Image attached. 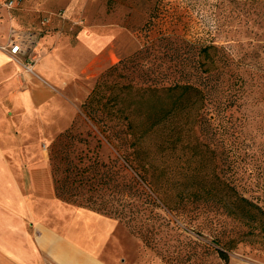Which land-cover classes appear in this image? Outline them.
I'll use <instances>...</instances> for the list:
<instances>
[{
  "label": "rangeland",
  "instance_id": "374dc122",
  "mask_svg": "<svg viewBox=\"0 0 264 264\" xmlns=\"http://www.w3.org/2000/svg\"><path fill=\"white\" fill-rule=\"evenodd\" d=\"M6 5L7 0H0V50L20 66L16 74L21 84L16 90H29L36 107L51 102L52 108L48 120L34 117L30 125L22 127L17 120L21 108L16 107V114L9 117L13 121L11 128L2 130L6 134L3 145L26 160L33 156L38 161L44 153L48 163V180L45 176L44 180L54 187V192L55 175H61L64 164L53 160L51 153L59 157L66 142L59 140L65 132H86L97 127L82 104L100 76L151 45L154 50L148 52L147 60L155 65H172L173 47L190 43L216 46L218 56L214 59L221 67L226 65L221 76L246 81L247 91L241 105L225 113L224 127L229 128L226 136L220 127L214 129L211 140H200L197 127L186 121L187 117L179 118L185 121L183 134L170 146L169 155L160 157L161 163L168 165L163 175L165 183L169 190L193 185L197 180L186 185L183 177L188 167L190 173L201 171L213 177L215 183L204 187L213 190L216 198L228 189L221 182L229 176L233 179L231 187L243 179L248 194H264V0H22L16 8ZM13 29L35 32L37 39L42 37L34 52L33 71L6 51ZM124 82L116 75L110 77L97 107L143 109L144 105L135 100L141 91L125 89ZM129 92L131 98L125 102V93ZM95 146L93 140L91 147ZM28 148L35 149L30 157ZM98 151L104 161L119 156L105 139ZM202 151L205 157L201 161ZM125 166L137 176L128 163ZM159 200L160 207L151 213L152 224L159 230L149 244L133 232L130 223L115 217L119 224L105 249L107 262L264 264V234L236 236L248 226L213 207L199 217L193 212L192 220H184L173 206ZM62 201L67 206L80 207ZM260 201L264 205V198ZM216 235L229 244L236 239L231 241V247L226 246L228 263L218 255L217 249L223 245L217 242Z\"/></svg>",
  "mask_w": 264,
  "mask_h": 264
},
{
  "label": "trees",
  "instance_id": "16d2710c",
  "mask_svg": "<svg viewBox=\"0 0 264 264\" xmlns=\"http://www.w3.org/2000/svg\"><path fill=\"white\" fill-rule=\"evenodd\" d=\"M152 46L141 48L111 66L97 80L82 104L85 114L97 125L95 130L74 132L71 129L61 135L59 141L67 142L61 154L58 157L54 151L51 153L53 160L59 159L64 164L61 175L55 170L56 196L111 218L126 220L133 232L148 244L159 230L154 228L151 215L160 207L158 199L173 206L184 220H192L193 212L199 217L213 207L216 212L239 219L248 226L236 236L264 234V205L260 201L264 194H248L243 179L231 187L232 177H225L221 183L229 187L216 198L213 190L204 187L209 182L215 183L213 177L201 171L190 173L187 167L183 171L186 185L192 179L197 181L188 188L169 190L163 176L168 165L161 163L172 151L170 146H174L183 134L185 121L179 119L181 116L197 127L200 140H211L214 129L220 127L226 136L229 128L224 127L225 113L241 105L247 82L221 76L224 65L221 67L214 59L218 56V48L214 45L185 43L173 47L175 62L169 66L155 65L146 59ZM116 71V77L125 79V89L141 91L135 98L144 105L140 111L132 107H125V111L97 107L103 97V86ZM128 97L131 98L130 92L125 93V102ZM125 120L128 121L126 126ZM103 139L112 144L119 156L109 161L101 159L98 148ZM93 140L96 141L94 148L91 147ZM203 155L204 151L201 161ZM103 191L106 194L100 193ZM220 236L215 238L223 246L217 252L228 263L230 254L226 246L231 247L235 238L229 244Z\"/></svg>",
  "mask_w": 264,
  "mask_h": 264
},
{
  "label": "crops",
  "instance_id": "0c3cea01",
  "mask_svg": "<svg viewBox=\"0 0 264 264\" xmlns=\"http://www.w3.org/2000/svg\"><path fill=\"white\" fill-rule=\"evenodd\" d=\"M19 67L0 50V100L9 98L0 102V264H110L105 249L118 220L67 206L47 181L44 153L38 161L33 156L26 160L3 145L6 134L2 130L11 128L9 117L16 114V107L21 108L17 120L22 127L30 125L34 117L48 120L52 108L51 102L36 107L29 90H16L21 84L16 74ZM27 150L30 157L35 149Z\"/></svg>",
  "mask_w": 264,
  "mask_h": 264
},
{
  "label": "built area",
  "instance_id": "2783aa9c",
  "mask_svg": "<svg viewBox=\"0 0 264 264\" xmlns=\"http://www.w3.org/2000/svg\"><path fill=\"white\" fill-rule=\"evenodd\" d=\"M22 0H7V7L12 9L19 6ZM37 33L13 29L6 51L14 58H19V62L30 71H33L36 57L34 56L35 47L37 45ZM24 57V60L21 58Z\"/></svg>",
  "mask_w": 264,
  "mask_h": 264
}]
</instances>
